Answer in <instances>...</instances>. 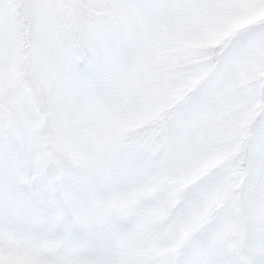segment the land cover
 <instances>
[{
	"label": "snow or ice",
	"instance_id": "snow-or-ice-1",
	"mask_svg": "<svg viewBox=\"0 0 264 264\" xmlns=\"http://www.w3.org/2000/svg\"><path fill=\"white\" fill-rule=\"evenodd\" d=\"M0 264H264V0H0Z\"/></svg>",
	"mask_w": 264,
	"mask_h": 264
}]
</instances>
